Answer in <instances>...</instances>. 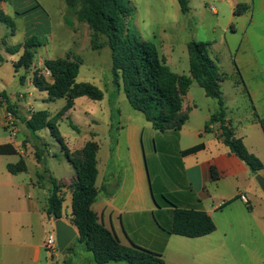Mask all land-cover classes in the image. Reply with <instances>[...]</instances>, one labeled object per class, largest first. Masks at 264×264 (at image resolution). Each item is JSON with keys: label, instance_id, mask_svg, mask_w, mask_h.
I'll return each mask as SVG.
<instances>
[{"label": "rangeland", "instance_id": "obj_1", "mask_svg": "<svg viewBox=\"0 0 264 264\" xmlns=\"http://www.w3.org/2000/svg\"><path fill=\"white\" fill-rule=\"evenodd\" d=\"M188 1L190 10L183 14L177 0H131L134 13L127 21L128 28L142 39L154 43L160 58L166 59L167 65L174 73L190 77L188 46L192 42H204L211 45V56L217 60L223 74V93H231V89L238 84L258 86L260 91L253 95V99L244 93L242 97L237 98L234 105L229 104L228 116L232 119L235 136L240 138L241 135L235 131L237 128L241 132H247L248 140H243L244 144L249 145L248 150L251 153L259 154L264 164V130L262 127L258 129L250 125L259 121L258 115L264 120V4H261L264 1L256 0L255 10L246 12L241 17H234L231 0ZM15 11L26 12V16L17 19ZM3 12L15 21L14 36H11V28L0 22V35L8 36L5 40L8 47L22 43L26 39L28 23L31 25V33L38 36L41 43L35 62L50 82L52 78L45 69V62L65 58L71 53L83 59L77 82L91 83L104 94L101 101H93L88 97L79 98L73 109L58 117L57 114L66 105L65 99L44 104L39 98L44 96L48 99L47 93L31 96L28 87L19 84V76L16 85H11L10 89L5 88L10 99L11 93L24 94L25 98L32 97V101L38 99L35 103L36 109L30 105L26 112L46 109L50 112L51 119L58 117L55 123L53 121L57 128L55 136L51 134L50 129H45L47 133L38 132L32 141L38 146L37 149L46 150L40 162L36 157L35 148L31 146L26 151L27 156L10 157L12 163L25 159L28 171L21 178L29 182L44 180L43 185L36 188V195L42 205H46L52 189L51 177L60 180L66 178L68 183L71 181L68 166H72L67 160L62 144L55 137L60 135L69 150L94 139L100 145L101 160L102 156L112 155L118 141L127 144L133 127H138V143L143 148L144 163L149 174L150 193L148 192L147 196L152 198L153 194L158 206L153 218L148 215L149 222L154 221L156 225L159 222L164 229L170 230L173 220L171 204L182 205L183 197L189 193L176 138L178 132L156 131L141 112L132 108L125 92L122 90L119 93L113 83L112 52L107 38L101 36L100 42L105 46L94 50L93 32L69 10L66 0H11V4L8 3ZM4 68L5 76L12 77L11 66L5 65ZM26 76L28 77V74ZM224 99L230 101L229 98ZM18 100L19 97L16 101ZM191 105L199 107L198 115H194L199 123L206 119L210 111H219L218 101L208 98L197 81H193L185 99V108L189 109ZM2 121L0 117V124ZM245 125L251 127L244 130L242 127ZM117 127H120V138ZM11 136L9 129L0 126V143L11 139L21 142L25 138L23 132L17 137ZM209 138L215 140L212 134ZM189 143L183 142V146ZM81 146L79 145V149L83 148ZM112 162L115 163V159ZM214 189H217L216 185L213 191ZM230 195L231 188L227 182L220 185L219 199L227 201ZM215 205L216 201L209 200L208 210ZM65 210L71 211L70 198L65 202ZM251 212L241 200L212 212L216 231L197 239L174 236V241H171L168 248L169 255L182 260L184 264H198L205 256L206 259L214 257L213 249L224 245H247L257 249V255L240 251L239 264H264V208H258L255 216ZM144 227H147L144 232L150 231V224L145 222ZM129 234L131 239L142 247L157 249L151 244L153 236L142 232L136 235L132 231H129ZM177 243H185L187 251L176 252ZM74 244L82 245L78 242ZM59 255L58 264H64L63 252ZM42 264H50L45 255Z\"/></svg>", "mask_w": 264, "mask_h": 264}, {"label": "trees", "instance_id": "obj_2", "mask_svg": "<svg viewBox=\"0 0 264 264\" xmlns=\"http://www.w3.org/2000/svg\"><path fill=\"white\" fill-rule=\"evenodd\" d=\"M177 1L181 12L187 14L190 10L189 1ZM0 3H11V0H0ZM66 3L69 10L77 15L78 20L87 24L93 32L94 50H100L105 46L100 42L101 36L107 38L112 52L115 87L118 91L125 92L132 108L141 112L156 131H180L186 125L190 118V109H186L184 103L193 81L199 83L207 97L218 101V114L212 116L210 122L216 119L224 122L225 107L221 91L224 77L217 60L211 56L210 44L190 43L188 46L190 77L179 75L170 69L165 58H160L154 43L142 39L128 28L127 21L134 13L131 0H66ZM249 8L248 4L241 3L237 5L235 15L240 16ZM25 14L26 12H23L21 15ZM0 22L15 32L14 20L1 10ZM40 48L39 37L32 35L23 43L10 47L8 51L12 55L23 51L20 59L13 63L15 71L23 69L26 75L31 74L35 87L47 93L49 102L66 100L65 107L57 114L58 117L73 109L79 98L103 100L104 94L98 87L88 82H77L83 64V59L77 55L69 53L65 58L47 60L44 66L52 78L50 82L44 71L35 66ZM26 75L20 77L21 83H25ZM0 98L6 97L0 93ZM9 111L15 115L12 106L9 107ZM57 116L51 119L48 110H38L32 113L26 126L34 135L50 129L51 134L55 136L57 128L53 121L56 122ZM55 138L62 144L75 175L68 185L51 177L52 189L45 207L48 218L69 220L79 232L77 241L85 246L96 264H168L161 254L133 244L130 246L122 244L118 236L100 221L94 211L93 206L98 201L100 193L97 187L99 143L92 139L83 148L71 151L60 135ZM222 139L231 153L246 163L254 174L264 170L263 162L248 150L242 138L235 136L234 130L223 127ZM203 147L204 145H199L190 148L183 151V154L196 153ZM17 154L18 150L13 144L0 145V155ZM43 156L44 150H38L36 157L39 162ZM27 170L24 158L17 164L8 165V171L12 174ZM212 171L215 178V169ZM68 195H71L70 213L65 210ZM231 203L230 201L223 203L220 210ZM171 205L173 221L169 234L197 239L216 231V224L208 213ZM70 248L68 247L65 252Z\"/></svg>", "mask_w": 264, "mask_h": 264}, {"label": "crops", "instance_id": "obj_3", "mask_svg": "<svg viewBox=\"0 0 264 264\" xmlns=\"http://www.w3.org/2000/svg\"><path fill=\"white\" fill-rule=\"evenodd\" d=\"M241 3L250 6L247 12L255 10L257 6L256 0H231L230 4L233 8L234 17H236L235 9L237 5ZM261 4L263 5L264 2ZM7 5L8 3H0V10H5ZM17 12L18 11H15V17L17 19L26 16L21 15L22 13L19 15ZM243 14L239 17L243 16ZM27 30L26 39L33 35L30 31L31 25L29 23L27 25ZM11 36H14V32L11 33ZM7 37L8 36L2 37V35H0V93L6 97L5 99H0V101L3 102V104L0 103V117L3 119L0 126L9 129L6 127L5 123L7 112L9 111L8 109L12 106L15 113L16 137L23 132L25 138L21 142H16L11 139L0 143V145L11 143L18 150L17 155H0V264H42L44 255L48 260L47 254L44 251V243L51 225H54L53 219H49L45 212L46 205H42L40 198L36 195V188L43 185L44 180H42V182H35L34 180L29 182L21 178L25 172L12 174L8 171L9 164H17L12 163L10 157L19 155L27 156L26 151L29 146L35 148V153H37L38 150L40 151L39 148L37 149L38 146L32 142L36 135L32 134L26 126V122L32 115L29 110L26 112V109H28L30 105H32L33 109H36L35 103L38 99L32 101V97L25 98L24 94L16 95L14 93H11L12 99H10L5 88L10 89L11 85H16V79L17 76H19V84L27 86L31 96L35 94L42 95L43 93L35 88L31 74L28 75L25 83H21L20 77L26 75L25 71L21 69L19 72H16L13 63L20 59L23 51L15 55L10 54L8 51L10 47H8L6 42L4 43ZM4 64L11 66L12 77L11 75L9 77L5 76ZM35 66H38L36 62ZM22 71L24 73H22L23 75L21 74ZM121 91L122 90H120L119 93H121ZM259 91L260 89L258 86L255 87L253 84H238L231 89V93L225 94V92H222V99L225 107L224 122L219 119L210 122L212 116L218 114V110L216 109L214 113L210 111V114L206 115V119H204L202 123H199V121L196 120L197 118H194V115H198L199 107L196 105H191L189 107L190 118L186 125H184L180 131H177L178 134H176L186 183L189 189V193L182 199L183 204L179 207L204 211L213 219L212 212L220 210L223 203L230 201L232 202L231 204H233L238 200L242 201L241 197L245 196L249 201L247 206L249 210L252 211V215L255 216L258 208H264V192L256 180L259 174L264 177V170L254 174L246 163L235 154L231 153L230 148L224 144L222 139L223 127H227L231 130L235 129L232 119L228 116V105H234L237 98L242 97L244 93L253 99V95L255 96ZM18 97L19 100L16 101ZM224 98H229L230 101L228 102ZM39 99H41L44 104L49 102L44 96ZM38 110L46 109H37L35 111ZM20 111H22V113H19ZM258 120V122L250 125L258 129L262 127L264 130V120H262L259 115ZM209 122L210 124L207 125ZM245 126L242 127L244 130L251 127L249 125ZM139 129L138 127H133L128 136L127 144L126 142L118 141L114 152H111L112 155L102 156L100 160L99 151L97 187L100 193L98 201L94 204L93 209L100 218V221L118 236L122 244L127 246L133 244L142 247L140 243L131 239L129 231L134 232L136 235L141 232L146 233L153 236V243L151 244L153 248L157 249H145L163 255L168 264H184L182 260L171 257L168 252L169 245L171 241H174L173 237L176 235L169 234V230L164 229L159 222L158 225H156L154 221H152V223L149 222L148 215L153 218L158 206L154 200L153 194H151L152 198H148L147 196L148 192L150 193L149 174L147 166L144 163L143 148L140 147L138 143ZM9 130L12 135V129ZM116 130L120 138V127H117ZM235 131L241 134L240 138L248 140L247 132H241L239 128ZM43 132L47 133L45 130H43ZM210 134L214 135L215 140L209 138ZM96 136L97 135H95V137ZM11 137L14 138L13 135ZM186 141L190 143L183 146V142ZM79 145L81 146V144ZM79 145L71 151L79 149ZM84 145L85 142L82 143V146ZM199 145H204V147L196 153L189 155L183 154V151ZM246 147L249 149L248 144H246ZM45 153L46 150H44V154ZM253 154L261 159L259 154L254 152ZM113 159H115V163L112 162ZM72 169L73 168L68 166L70 180H72L75 175ZM213 169H215L216 172L215 178L213 176ZM57 180L67 185L71 183V181L68 183L66 178ZM225 182H227V185L231 188V195L227 201H222L219 199V188L220 185ZM214 185L217 186V189L213 191ZM67 198L71 199V195H68ZM151 199H153L154 202ZM209 200L213 202L216 201L215 207H212L210 211L207 207ZM65 220L69 222V220ZM145 222L150 224L149 232H144L145 228H147L144 227ZM152 224L154 226H151ZM77 238L69 246L71 248L63 252L62 257L64 264H96L83 244L80 246L74 244L78 242ZM186 247L185 243H177L175 249L176 252L182 253L187 251ZM212 251L214 252V257L206 259L205 256L198 264H239L238 258L240 251H248V253L251 252L249 254L257 255L258 250L252 249L251 246L247 245H224Z\"/></svg>", "mask_w": 264, "mask_h": 264}, {"label": "built area", "instance_id": "obj_4", "mask_svg": "<svg viewBox=\"0 0 264 264\" xmlns=\"http://www.w3.org/2000/svg\"><path fill=\"white\" fill-rule=\"evenodd\" d=\"M0 103H3V102L0 101ZM33 112L35 111H32V113ZM5 125L7 128L12 129V135L13 137H16L17 130L15 128V116L10 111L7 112V119H6ZM241 199L246 204H249V201L245 196H242ZM44 251L47 254L50 264H58L60 250L58 247L57 232L55 229V225H51L50 230L47 233L46 240L44 243Z\"/></svg>", "mask_w": 264, "mask_h": 264}, {"label": "water", "instance_id": "obj_5", "mask_svg": "<svg viewBox=\"0 0 264 264\" xmlns=\"http://www.w3.org/2000/svg\"><path fill=\"white\" fill-rule=\"evenodd\" d=\"M256 180L264 192V177L259 174L257 175ZM53 222L57 232L59 250L60 252H64L71 245V243L79 237V232L76 227L63 218L54 217Z\"/></svg>", "mask_w": 264, "mask_h": 264}]
</instances>
